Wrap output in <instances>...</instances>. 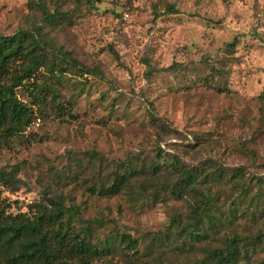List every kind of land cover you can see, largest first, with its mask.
I'll use <instances>...</instances> for the list:
<instances>
[{"label": "rangeland", "instance_id": "374dc122", "mask_svg": "<svg viewBox=\"0 0 264 264\" xmlns=\"http://www.w3.org/2000/svg\"><path fill=\"white\" fill-rule=\"evenodd\" d=\"M45 1L67 17L44 23L36 0H0V33L38 26L93 73L68 69L61 79L37 76V83L54 86L66 111L52 107L49 92L44 104L34 106L30 126L0 145V177L12 171L19 187L10 194L0 180L6 215L25 212L27 201L43 194L57 196L80 208L68 224L80 234L89 225L92 242L101 245L121 234L137 240L128 255L122 246L89 264H156L153 248L162 264H205L201 245L192 239L176 237L161 247L153 239L174 229V217L188 219L194 202L189 189L180 197L161 182L112 196L89 189L108 186L124 168L120 160L148 161L160 147L205 172L223 168V178L207 173L208 182L197 186L220 208V228L208 230L211 245L237 232L246 243L253 238L247 264H264V182L256 180L264 176V100L258 97L264 0ZM168 4L178 12L166 11ZM236 35L240 43L228 54L226 43ZM220 59L224 78L205 80L207 65L218 67ZM172 63L179 68L166 70ZM18 95L31 100L22 88Z\"/></svg>", "mask_w": 264, "mask_h": 264}, {"label": "trees", "instance_id": "16d2710c", "mask_svg": "<svg viewBox=\"0 0 264 264\" xmlns=\"http://www.w3.org/2000/svg\"><path fill=\"white\" fill-rule=\"evenodd\" d=\"M86 1L90 4L94 2V0ZM36 7L44 23L54 24L67 17V13L58 8L50 10L45 0H36ZM166 11L178 12L173 4L166 5ZM239 43L240 36H234L226 43V52L232 53ZM17 62H20L18 68L13 69ZM206 62L208 63L207 60ZM219 65L218 67L207 65L209 75L204 77L205 80L209 77L224 78L223 59H220ZM178 68V63H172L166 70ZM68 69L81 74L93 73L91 69L73 57L72 53L45 36L38 26L33 30L19 29L8 35L0 33L1 146L9 138L23 133L30 126L36 117L34 106L39 107L44 104L49 92L52 107L59 114L66 111V105L57 101L59 94L54 86L47 84L45 80L61 79ZM40 70H42L41 73H39ZM260 71L264 74V69ZM38 75L45 78L42 83H37ZM146 75L148 77L149 72ZM262 86L258 97L264 100V82ZM20 88L28 91L31 96L29 102L23 101L18 95ZM215 89L218 92L222 91L218 87ZM149 105L153 110V103ZM119 162L124 168L113 174L111 183L108 186H104L103 183H97V186L92 184L91 187L89 186L91 192L100 196H112L121 191L139 193L145 186L155 187V183L161 182L167 192L177 197L185 194L187 189L194 194L188 219L180 222L177 216L174 217L171 222L174 227L172 231L168 230L153 236L157 246L161 247L167 240L171 242L176 237L185 236L201 245L205 264H247L249 262V249L254 245L253 238L246 243L247 239L242 235L231 232L221 245H211L212 237L208 230L211 226L216 227L215 230L220 228H217L221 223L218 217L220 208L213 196L202 192L197 186L208 182L207 173H218L223 178L224 171L221 166H213L211 171L205 172L203 165H187L177 154L160 147L151 160H136L135 164L128 162V159H122ZM235 172L238 178L243 176L239 169ZM12 176V171H9L0 177L1 185L10 194L19 188L12 182ZM256 180L264 182V176ZM4 199L8 198L4 197ZM2 201L0 193V264H69L72 260H75L77 264H89L91 258L108 254L116 248L124 246L122 252L125 255L129 254V250L137 248V240L126 234H121L115 240L106 238L101 245L92 242L89 237V225L85 233L80 234L75 227L68 224L74 213L81 214L80 208L75 205H66L62 198L57 196L43 194L37 200L31 199L26 203L25 212H18L13 216L6 215ZM7 206L9 208L10 203ZM26 213L30 217H25ZM257 236L254 238L257 239ZM116 240L119 246H115L116 243L113 241ZM151 251L158 259L156 264H162L159 261L158 250L153 248Z\"/></svg>", "mask_w": 264, "mask_h": 264}]
</instances>
